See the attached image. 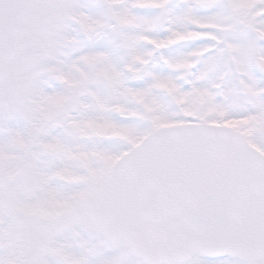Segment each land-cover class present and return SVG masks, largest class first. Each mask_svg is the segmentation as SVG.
<instances>
[{
  "label": "snow or ice",
  "instance_id": "6c2138e0",
  "mask_svg": "<svg viewBox=\"0 0 264 264\" xmlns=\"http://www.w3.org/2000/svg\"><path fill=\"white\" fill-rule=\"evenodd\" d=\"M0 264H264V0H0Z\"/></svg>",
  "mask_w": 264,
  "mask_h": 264
}]
</instances>
